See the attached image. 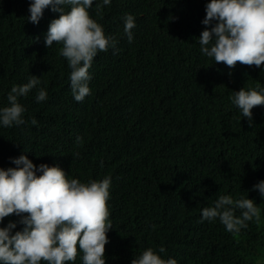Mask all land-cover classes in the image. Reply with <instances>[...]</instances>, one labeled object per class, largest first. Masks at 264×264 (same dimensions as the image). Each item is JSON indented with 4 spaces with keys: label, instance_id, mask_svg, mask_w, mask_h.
<instances>
[{
    "label": "trees",
    "instance_id": "trees-1",
    "mask_svg": "<svg viewBox=\"0 0 264 264\" xmlns=\"http://www.w3.org/2000/svg\"><path fill=\"white\" fill-rule=\"evenodd\" d=\"M209 2L96 0L90 17L115 49L98 52L91 93L77 102L63 45L45 46L60 14L45 9L33 24L30 0H0V108L9 106L14 85L40 79L18 98L25 122L0 126V168L15 167L11 158L23 154L82 183L110 176L106 264H131L148 248L177 264H264V198L252 190L264 180V105L249 121L231 101L242 88H264V65L230 68L202 54L198 38ZM127 14L136 24L131 43ZM40 89L47 99L37 102ZM221 195L252 199L259 219L238 233L218 218L201 222L202 209ZM19 220L9 215L0 227L16 222L14 234L24 227ZM82 255L78 249L68 264H83Z\"/></svg>",
    "mask_w": 264,
    "mask_h": 264
},
{
    "label": "clouds",
    "instance_id": "clouds-1",
    "mask_svg": "<svg viewBox=\"0 0 264 264\" xmlns=\"http://www.w3.org/2000/svg\"><path fill=\"white\" fill-rule=\"evenodd\" d=\"M96 0H30L27 21L39 24L44 10L59 13L45 35V46L54 42L63 45L61 55L71 69L70 86L74 99L82 102L91 93L89 69L98 52L115 49V41L106 36L104 29L90 17L89 9ZM111 0H102L109 5ZM101 4H96L99 8ZM70 6V11H65ZM206 26L198 38L203 55L213 58L216 64L234 67L264 65V0H210L205 6ZM136 27L131 14L124 17V31L129 43ZM40 79L32 76L26 84L14 85L8 93L9 106L0 108V126L22 125L25 121L24 106L18 98L25 97ZM37 102L47 99V92L40 89ZM232 103L245 118L251 121L252 109L264 105V88L233 92ZM35 119L32 124H36ZM78 140L80 138H77ZM15 167L0 168V224L5 217L16 215V222L0 227V264H68L74 262L78 249L83 253V264H106L105 245L107 233L112 230L107 201L110 198L111 177L101 181L82 183L68 179L59 166H36L27 155L11 158ZM40 173V175H37ZM264 198V180L253 186ZM240 209V216L235 210ZM26 214V215H25ZM260 209L252 199L234 200L231 195H221L214 205L202 209L201 222L219 219L226 231L238 233L247 227L246 221L259 219ZM160 253L165 252L161 247ZM131 264H177L167 260L152 248L134 258Z\"/></svg>",
    "mask_w": 264,
    "mask_h": 264
}]
</instances>
